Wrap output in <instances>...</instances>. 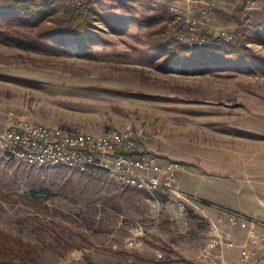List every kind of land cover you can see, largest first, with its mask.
Here are the masks:
<instances>
[{
	"label": "rangeland",
	"instance_id": "rangeland-1",
	"mask_svg": "<svg viewBox=\"0 0 264 264\" xmlns=\"http://www.w3.org/2000/svg\"><path fill=\"white\" fill-rule=\"evenodd\" d=\"M93 1L104 41L89 52L71 42L59 54L0 42V111L93 134L117 123L144 126L152 135L147 146L183 164L180 189L211 202L209 218L190 210L183 223L102 169L30 166L0 152V170L16 190L11 201L0 199V231L30 246L24 264H89L87 257L96 264H204L198 251L211 238L212 222L230 224L214 207L264 221V65L166 63L151 48L149 31L165 28L175 37L170 9L179 6L197 17L205 44L222 31L232 37L226 40L243 32L247 45L264 55L256 30L264 0H244L236 17L242 0H127L131 9L121 0ZM204 5L207 16L199 14ZM32 193L48 208L19 197ZM137 228L143 245L128 246Z\"/></svg>",
	"mask_w": 264,
	"mask_h": 264
},
{
	"label": "built area",
	"instance_id": "built-area-1",
	"mask_svg": "<svg viewBox=\"0 0 264 264\" xmlns=\"http://www.w3.org/2000/svg\"><path fill=\"white\" fill-rule=\"evenodd\" d=\"M68 2L79 8L84 0ZM208 8L209 5L202 6L199 14L207 16ZM169 25L178 27L175 36L183 43L202 47L206 42V35L199 32L202 28L197 17L187 14L182 7L171 6ZM203 32L209 31L203 29ZM220 37L232 38L224 31ZM151 137L144 126L132 123H117L105 132L93 134L32 122L14 109L0 111V152L7 158L30 166H63L80 172L102 169L117 184L144 191L155 205L163 204L183 223H187L190 210L208 219L206 207L211 202L180 189L178 179L183 164L147 146ZM214 208L218 215H227L230 224L220 228L212 222L211 238L198 251L201 261L204 264H264V221L241 211ZM237 225L244 231L241 240L234 233ZM143 233L142 228H137L127 237V245L142 246ZM228 248L239 249L235 261L227 260Z\"/></svg>",
	"mask_w": 264,
	"mask_h": 264
},
{
	"label": "trees",
	"instance_id": "trees-1",
	"mask_svg": "<svg viewBox=\"0 0 264 264\" xmlns=\"http://www.w3.org/2000/svg\"><path fill=\"white\" fill-rule=\"evenodd\" d=\"M121 1L131 9L127 0ZM243 4L244 0L238 4L234 17L239 14ZM98 14L93 0H84L79 8L73 7L68 0H0V23L3 26L0 30V42L52 54L65 52V44L71 42L77 43L80 50L89 52L94 45L104 41L95 26ZM46 20L50 23H45ZM256 27L260 32L257 35L264 38V13ZM29 28L37 30L31 32L28 31ZM165 32V28L157 31L151 29L149 35L152 37L151 48L160 50L166 63L176 61L184 67L192 65L197 69L210 63L229 69L243 66L251 70L264 65V55L255 53L247 45L243 32L231 40L211 37L203 47L188 45L176 36H167ZM24 82L33 83L30 79ZM14 185V182H7L6 174L0 170V199L11 201L16 194ZM19 197L38 209L48 208L35 193ZM64 216L71 219L68 215ZM65 243L69 242L66 240ZM30 249L23 241L0 231V264H24ZM86 259L89 264H96L90 257Z\"/></svg>",
	"mask_w": 264,
	"mask_h": 264
},
{
	"label": "crops",
	"instance_id": "crops-1",
	"mask_svg": "<svg viewBox=\"0 0 264 264\" xmlns=\"http://www.w3.org/2000/svg\"><path fill=\"white\" fill-rule=\"evenodd\" d=\"M187 192V191H185ZM188 193V192H187ZM191 194V193H190ZM215 211V210H214ZM216 212V211H215ZM217 213V212H216ZM222 217H225V216H222ZM234 233L236 234V236L238 237V239H242L243 236H244V231L241 230L240 228L237 229L235 228L234 229ZM238 253H239V249L238 248H233V249H226L225 251V255H226V258L228 261H235L238 257Z\"/></svg>",
	"mask_w": 264,
	"mask_h": 264
}]
</instances>
